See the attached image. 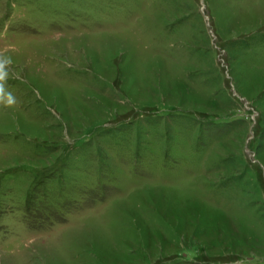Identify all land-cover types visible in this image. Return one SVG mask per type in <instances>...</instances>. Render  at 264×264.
Returning a JSON list of instances; mask_svg holds the SVG:
<instances>
[{"label": "rangeland", "instance_id": "obj_1", "mask_svg": "<svg viewBox=\"0 0 264 264\" xmlns=\"http://www.w3.org/2000/svg\"><path fill=\"white\" fill-rule=\"evenodd\" d=\"M0 264H264V0H0Z\"/></svg>", "mask_w": 264, "mask_h": 264}, {"label": "clouds", "instance_id": "obj_2", "mask_svg": "<svg viewBox=\"0 0 264 264\" xmlns=\"http://www.w3.org/2000/svg\"><path fill=\"white\" fill-rule=\"evenodd\" d=\"M12 64L11 56L0 53V104L11 107L15 104V97L6 90L5 84L9 75L8 68Z\"/></svg>", "mask_w": 264, "mask_h": 264}]
</instances>
